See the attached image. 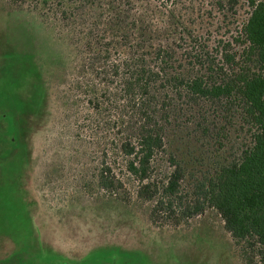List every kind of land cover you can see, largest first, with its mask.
Here are the masks:
<instances>
[{"label":"trees","instance_id":"trees-1","mask_svg":"<svg viewBox=\"0 0 264 264\" xmlns=\"http://www.w3.org/2000/svg\"><path fill=\"white\" fill-rule=\"evenodd\" d=\"M51 5L71 50L50 77L64 144L42 196L115 200L174 228L213 211L240 263L264 264V0Z\"/></svg>","mask_w":264,"mask_h":264},{"label":"rangeland","instance_id":"rangeland-1","mask_svg":"<svg viewBox=\"0 0 264 264\" xmlns=\"http://www.w3.org/2000/svg\"><path fill=\"white\" fill-rule=\"evenodd\" d=\"M53 1L0 0V264H241L213 211L174 228L115 200L42 196L41 171L64 144L54 139L61 86L50 77L71 50Z\"/></svg>","mask_w":264,"mask_h":264}]
</instances>
